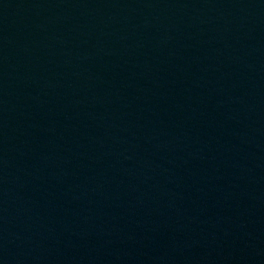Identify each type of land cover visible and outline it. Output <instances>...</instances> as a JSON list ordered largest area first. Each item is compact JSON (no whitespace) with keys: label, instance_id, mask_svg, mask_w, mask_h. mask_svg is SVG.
Masks as SVG:
<instances>
[{"label":"water","instance_id":"1","mask_svg":"<svg viewBox=\"0 0 264 264\" xmlns=\"http://www.w3.org/2000/svg\"><path fill=\"white\" fill-rule=\"evenodd\" d=\"M0 264H264V0H0Z\"/></svg>","mask_w":264,"mask_h":264}]
</instances>
